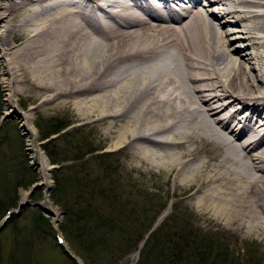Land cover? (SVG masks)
I'll list each match as a JSON object with an SVG mask.
<instances>
[{
  "label": "bare ground",
  "instance_id": "bare-ground-1",
  "mask_svg": "<svg viewBox=\"0 0 264 264\" xmlns=\"http://www.w3.org/2000/svg\"><path fill=\"white\" fill-rule=\"evenodd\" d=\"M159 1L0 0L2 82L100 133L129 178L157 177L190 213L264 236V50L246 59L218 26L250 19L242 32L264 49V0H210V14Z\"/></svg>",
  "mask_w": 264,
  "mask_h": 264
},
{
  "label": "rangeland",
  "instance_id": "rangeland-1",
  "mask_svg": "<svg viewBox=\"0 0 264 264\" xmlns=\"http://www.w3.org/2000/svg\"><path fill=\"white\" fill-rule=\"evenodd\" d=\"M199 3L205 14L217 10V2ZM220 19L223 22H217L218 26L229 32L231 45L245 47L241 52L245 51L246 59L251 53L264 50L250 47L242 32L246 25L255 22L249 19L235 24L224 17ZM4 30L0 28V37ZM5 55V47L0 48V56ZM249 61L258 74L259 61ZM0 75V264H179L176 254L180 252L182 257H191L190 264H204L195 256L201 254L207 258L205 264H264V236L224 231L190 213L187 207L174 204L172 189L167 191L157 177L129 178L123 156L111 153L110 143L105 144L100 133L80 124L74 116H65L56 102H42L41 95L36 98L29 86L14 92L2 82L1 63ZM24 115L29 118L23 120ZM43 158L47 164L42 162ZM76 170L80 172L82 186L75 191ZM95 180L108 182L111 187L119 181L120 190L131 200L129 211L113 215L114 233L107 229L110 237L119 239L126 234L116 226L122 227V222L126 224L124 230L134 226L142 239L135 251L131 252L132 247L124 243V250L115 247L114 252H109L104 246L97 249L74 231L83 218L100 214L94 205H88ZM96 195L104 199L103 194ZM47 201L53 204L58 217L45 206ZM9 211L11 217L4 222ZM103 217L111 214L105 213ZM57 231L65 236L67 247L58 243ZM183 232L189 233L188 237ZM162 238L171 241L164 247L157 245ZM195 243L205 245L206 251L196 250ZM66 248L76 259L65 252Z\"/></svg>",
  "mask_w": 264,
  "mask_h": 264
},
{
  "label": "trees",
  "instance_id": "trees-1",
  "mask_svg": "<svg viewBox=\"0 0 264 264\" xmlns=\"http://www.w3.org/2000/svg\"><path fill=\"white\" fill-rule=\"evenodd\" d=\"M57 132H59L58 129H57ZM79 173L80 172L76 170L74 177H73V184H74L73 188L75 189V191L80 189L82 186V178H80ZM85 179L88 182L91 181L88 178H85ZM92 182L94 183L91 186L92 194H90L91 198L88 201V205L89 207H93L94 205L95 209L99 211L100 214H98L94 218H90V217L83 218V222H81L80 224H77V229H75L74 231L80 237L86 238L93 245V247L97 249L98 247L104 246L109 252H114L115 247H118L119 249L124 250L123 248V243H124L125 245L132 247L131 252L135 251L137 249V245L142 239H140L141 236L138 237L139 232L138 230L133 228L134 226H127L126 230H124L125 229L124 227L126 226V224L123 222H122V227L116 226L118 230L126 234L124 237H119V239L114 238V236L112 235L110 237V233L108 232V229H107L109 228L111 230V233H114L115 229H114L113 224H111V222L115 221L116 217L113 215L117 213L119 216H121L123 213L129 211L131 202L125 200L122 194H116L117 188L116 186H114V184L111 187V184H109L108 182H96V180ZM61 185L62 183L60 182L59 186ZM98 193L103 194L104 199L102 200L98 199L96 195ZM72 209H75V208H72ZM105 213L111 214V217L104 218L103 214ZM47 223L48 225L51 226V222L49 220ZM130 228H132V230H130ZM62 229L64 230L63 227ZM69 234L73 238H75V236L71 232H69ZM72 237L70 238L73 241H75ZM186 237H188V234ZM170 241H171L170 239L167 240L166 238L164 239L162 238V240H160L156 244L164 247ZM185 242L187 243V241ZM196 244L197 243L193 244V247L196 250L204 249L203 251H206L205 245L199 244L201 246H195ZM186 248H187V244L184 249ZM180 253H177V254L175 253L178 256L177 258L178 263L179 264H190L192 261L191 257H182ZM195 256L205 264L207 260L205 254L195 255Z\"/></svg>",
  "mask_w": 264,
  "mask_h": 264
}]
</instances>
